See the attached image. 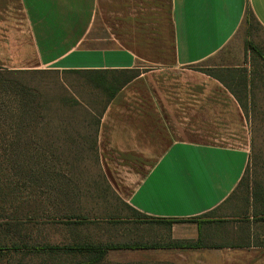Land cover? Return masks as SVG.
<instances>
[{
    "label": "crops",
    "instance_id": "0c3cea01",
    "mask_svg": "<svg viewBox=\"0 0 264 264\" xmlns=\"http://www.w3.org/2000/svg\"><path fill=\"white\" fill-rule=\"evenodd\" d=\"M248 8L264 30V0H0L1 67L139 70L95 127L99 170L138 212L177 220L165 225L168 240L199 239L203 247L163 248L190 251L196 264H264V221L251 199L239 218L228 199L249 163L247 118L202 70ZM191 218L200 220L191 233L176 223Z\"/></svg>",
    "mask_w": 264,
    "mask_h": 264
},
{
    "label": "rangeland",
    "instance_id": "374dc122",
    "mask_svg": "<svg viewBox=\"0 0 264 264\" xmlns=\"http://www.w3.org/2000/svg\"><path fill=\"white\" fill-rule=\"evenodd\" d=\"M246 40L252 41L264 53V30L253 19H247L223 49L224 55L221 53L203 64L206 70L214 73L224 68L235 69L230 76L225 75V79L239 92L243 88L247 90L242 102L250 134V159L244 178L233 195L238 207L244 205L245 199L258 186L264 188V62L255 53L245 52ZM13 79L37 90L36 101L41 109L37 113L22 114L15 110L10 92L0 91V246H4L0 251V264H71L78 257L67 253L63 247L51 250V245L64 246L63 243L71 239L66 225L51 217L55 215V208L51 207V186L58 180H52V173L62 174L65 169L71 176L75 170L79 173L76 178L80 179L76 186L87 191H96L95 186L102 184L99 170L102 163L91 149V137L104 96L91 87L85 75L48 71ZM72 97L80 104H72ZM51 121L56 125L51 126ZM16 137L19 150L23 151L19 152L21 156L15 166L8 157L12 155L10 143L15 142ZM53 141H58L62 149L51 156L48 147ZM79 201L91 208L96 207L92 204H115L111 196ZM199 221L191 218L176 223L191 233L193 225ZM134 228L133 225H121L110 234L104 230L101 236L107 239L114 234L112 239L120 242L168 238L163 224L140 225L138 231ZM79 231L100 236L93 225ZM206 258L201 256L199 259L205 261ZM196 259L198 257L190 251L118 249L109 250L98 264H196Z\"/></svg>",
    "mask_w": 264,
    "mask_h": 264
},
{
    "label": "trees",
    "instance_id": "16d2710c",
    "mask_svg": "<svg viewBox=\"0 0 264 264\" xmlns=\"http://www.w3.org/2000/svg\"><path fill=\"white\" fill-rule=\"evenodd\" d=\"M247 19H253L259 27V23L254 18L250 9H247ZM262 28V27H261ZM245 52L251 51L255 53L263 62H264V53L255 45L252 41H245L244 45ZM202 69V68H201ZM207 72L211 76L218 79L225 87H227L232 94L237 98L241 107L244 109L245 105L242 102V96L245 97L247 90L243 88L242 92L236 90V88L232 87L230 83L225 79V75L229 76L231 73L236 71L232 68H224L219 70V73L212 72L210 70L202 69ZM56 73V74H78L85 75L87 80L90 82V85L93 89L98 90L104 96V101L101 106L99 113L96 114L94 119L95 127H97L99 117L108 104V102L117 94L119 89L123 87L126 83L131 81L134 77L139 74V70L137 68L132 69H86V70H13L6 69L0 66V78H3L0 83V91L5 93H9V95L13 96L14 106L16 111H20L22 114L24 112L37 113L41 107L39 106V102L37 100V90L27 86L19 81H14L13 77L24 76L26 74H31L35 72H48ZM4 74V76H3ZM70 102L75 105H79L80 102L72 97ZM15 142H11V156L8 157L12 160L14 165H17V160L21 156L19 153L23 151L18 146L19 140ZM92 148L94 149L95 138L92 135ZM52 143V145H51ZM50 143L48 149H51V156L58 154L61 152L62 147L58 145V141H53ZM96 159H98L96 157ZM250 159V157H249ZM11 162V163H12ZM248 167V165H247ZM247 167L245 172L237 184V187L233 191V193L229 196V200H233V195L236 189L239 187V184L244 178V175L247 171ZM15 173L17 174L16 168H14ZM52 173V170H51ZM79 174V173H77ZM76 172L71 173V176H68V170L63 169L62 174L60 172L52 173V180H57V182L51 186V207H54L55 215L51 216L52 218H56L57 222L64 223L66 225V229L71 235V239L68 240L67 243H63L64 246L60 245H51V250L61 249L62 247L66 249L67 253L78 257L77 261L71 264H98L105 257L106 253L109 250H118V249H193L203 247L204 245L201 243L199 239L195 241L190 240H161L157 239L155 241H138L133 240L129 242H120L114 241L111 234V237L104 239L101 235L103 231H108V233H112L115 228L121 227V225L126 226L129 222L133 223H145V222H154L160 223L164 225H169L170 223L177 221L173 219H155L147 217L146 215L138 212L133 207L128 205L125 201H123L111 188V186L106 181L105 177L101 175L102 184L95 186L96 191H87L78 187V181L80 179L76 178ZM17 182L19 178L17 177ZM16 182V183H17ZM16 183L14 185H16ZM19 185V184H17ZM105 186V187H104ZM99 190V191H98ZM111 196L115 200V204L106 202L105 205L92 204V206H96L94 208L88 207L80 203V199H105ZM251 199L252 206V215L253 217H258V219L264 221V188L258 186V188L254 189L250 196H248L244 205L246 206ZM78 203V204H77ZM80 204V205H79ZM237 217H241L245 214V212L240 213V209L237 206ZM211 214L208 212L203 214L201 217H207ZM238 221V220H237ZM56 222V221H55ZM95 226L99 230L100 236L95 237L84 234L80 232L79 229L88 228V226ZM17 248V247H16ZM4 249V246H0V251Z\"/></svg>",
    "mask_w": 264,
    "mask_h": 264
}]
</instances>
